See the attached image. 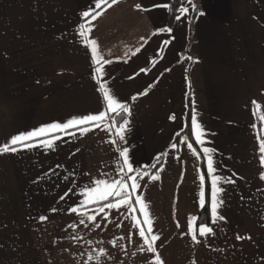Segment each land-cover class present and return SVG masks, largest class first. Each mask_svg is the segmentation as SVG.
Instances as JSON below:
<instances>
[{
  "label": "crops",
  "instance_id": "crops-1",
  "mask_svg": "<svg viewBox=\"0 0 264 264\" xmlns=\"http://www.w3.org/2000/svg\"><path fill=\"white\" fill-rule=\"evenodd\" d=\"M170 1L119 0L92 22L89 38L112 61L103 80L131 109L125 141L107 129L84 135L71 129L59 134L53 149L36 140V147L0 155V264H83L87 241L108 251L105 264H147L151 254L137 251L142 241L124 209H106L107 220L98 214L100 228H68L78 221L68 209L79 205L85 187L94 186V179L118 178L117 145L127 147L133 165L149 174L138 179V191L149 203L164 264H264V167L257 140L264 139V0H180L189 11L178 10L181 19L168 27V10L153 5ZM94 7L95 0H0V145L104 109L90 52L77 35L85 23L81 13ZM161 27L172 33L152 35ZM188 95L191 115L195 108L206 133L203 145L192 132L194 144L184 135ZM203 147L214 149L216 174L234 183L221 184L219 211L226 219L212 225L215 235L194 245L187 220L202 209ZM157 157L160 178L151 181L157 170L148 168ZM99 206H89L88 213ZM237 235L252 239L237 241Z\"/></svg>",
  "mask_w": 264,
  "mask_h": 264
},
{
  "label": "snow or ice",
  "instance_id": "snow-or-ice-1",
  "mask_svg": "<svg viewBox=\"0 0 264 264\" xmlns=\"http://www.w3.org/2000/svg\"><path fill=\"white\" fill-rule=\"evenodd\" d=\"M119 0H95V7L81 13L82 18L85 23L79 25V31L77 35L82 38V42L85 48L90 52L91 61L93 65V80L98 85L96 89L100 94L104 109L97 114H87L83 116H74L68 119L66 122H52L46 125H42L31 131L22 132L17 135H13L10 140L3 145H0V155L5 154H15L20 148L31 149L37 145L34 141L39 140L40 145L45 149H53L55 146V141L60 138V133H69L71 129H80V134H87L89 131L95 128H101L102 130L107 129L109 135H115L119 138V141L123 142L126 140V133L128 131V125L130 123L128 118H123V121L118 123V117H130L131 109L126 103L121 102L112 92L111 88L108 86L106 80L103 78L107 75L105 65L110 64L112 61L105 60L101 55L97 41L95 39H90L89 34L92 31V22L98 17L102 16L109 8L116 5ZM189 4H192V0H187ZM154 8L167 9L169 12L172 11V7L168 3H161L153 5ZM136 8L141 11H148V9L142 8L141 5L137 4ZM193 10L195 6L193 5ZM189 11L188 8L181 7L179 12L185 14ZM199 15H205L204 12H200ZM176 19H181V16L177 15ZM158 33L171 34V28L161 27L154 31L152 35H157ZM144 39V38H142ZM170 43V40H165L164 44ZM140 49L137 48L132 55H136ZM187 59H191L188 57ZM127 62V61H125ZM198 63L199 61H194ZM141 72H146V69H140ZM133 77H129L132 79ZM103 81V82H102ZM146 95L147 93H143ZM137 97L133 96L132 99L135 100ZM252 104L256 108H260L257 101L253 100ZM255 115V112H254ZM264 120V116H261ZM255 127V125H254ZM114 130V131H113ZM191 132L195 137L198 144L203 145L205 140L202 139L206 135L203 126L197 120V115L195 108L191 115ZM44 137H51V139H42ZM259 141V153L260 155V165L264 167V139L257 136ZM113 145H117L116 140L109 141ZM183 143L184 141L181 140ZM173 148L176 147L175 144L172 145ZM189 149H192V145H188ZM119 158L122 160V164H117V175L118 178L115 179H94L92 185L85 187V189L80 193L83 199L80 201L79 205L76 207H70L68 209L70 214H75L78 217L76 223L68 225L74 233L78 225H82L85 228H100L101 225L97 221V215L103 214L105 220L108 219L107 210H121L124 209L132 215L129 217L132 220V227L138 230V235L142 243L139 244L137 251L140 253L151 254V257H146L147 264H164V261L158 251L157 241L161 239L160 235L154 232V219L151 215L149 203L139 193L141 185L138 179H143L148 176V172L143 171L141 168L136 167L130 160L129 149L127 147L120 148L118 145L116 147ZM202 152L204 158L207 162V178L210 180V214H211V224L199 223L197 216H191L187 220V232L186 234L190 237L191 243L194 245H200L202 240H207L210 236L215 235V229L212 225H216L219 222H223L226 218L220 213L219 209L224 204V200L221 194L225 191L221 187L222 183H234V181L229 180L225 177L216 174V167L214 166L213 152L214 149L210 147H203ZM162 155H167L163 153ZM193 155L196 153L193 151ZM159 160V157L156 158ZM155 167V165H152ZM134 173V174H133ZM106 175V174H105ZM159 170L150 176L151 181L158 180ZM200 192H199V206L205 208L206 205V192H205V176H200ZM260 179L264 181V172L260 173ZM130 182V183H129ZM64 197H61L63 200ZM100 205L98 209H92L93 214L88 213L89 206ZM52 211H56L53 209ZM138 212V215H137ZM142 217V219L140 218ZM47 217L41 216L40 220L44 221ZM117 227L120 225L117 224ZM177 228L181 225L177 222ZM129 242H132V236L128 237ZM73 240H83V236L72 237ZM117 239H124V237H118ZM245 239L251 240L252 237H245L243 235H237V241H243ZM90 247V251L83 260V264H105L106 258H109V253L104 247L93 248L91 247L92 242L87 241ZM103 244V241H100ZM114 248L119 247L123 250L122 245H118L116 240L110 241ZM133 256L136 253H132ZM191 264H196V261H191Z\"/></svg>",
  "mask_w": 264,
  "mask_h": 264
},
{
  "label": "trees",
  "instance_id": "trees-1",
  "mask_svg": "<svg viewBox=\"0 0 264 264\" xmlns=\"http://www.w3.org/2000/svg\"><path fill=\"white\" fill-rule=\"evenodd\" d=\"M170 6L172 7V11L169 12L168 11V19H167V25L168 27H171L172 24L174 23V20L176 19L178 10L180 8V0H171L170 1ZM196 14V10L194 11L193 16H195ZM192 22L193 19L190 23V27L188 29V36L190 37L191 35V30H192ZM190 42L191 39L189 38ZM123 118H125L124 116L122 117H118V123L123 121ZM191 103H190V96L188 95L187 97V110H186V127H185V131H184V135L188 138V140L194 144L192 135H191ZM161 158H159V160H156L152 165H155V167H152V165L148 168L149 172L154 173L161 165ZM200 166H201V171L203 176H205L206 180H205V192H206V207L202 208L198 217V221H200L199 223H209V198H210V187H209V182L206 176V172H205V166H204V162L202 159V156L200 155Z\"/></svg>",
  "mask_w": 264,
  "mask_h": 264
}]
</instances>
